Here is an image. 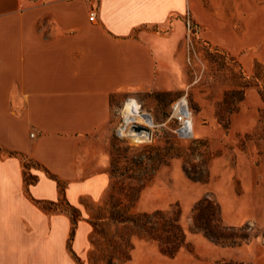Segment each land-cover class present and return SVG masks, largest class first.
Returning a JSON list of instances; mask_svg holds the SVG:
<instances>
[{"label": "crops", "instance_id": "obj_1", "mask_svg": "<svg viewBox=\"0 0 264 264\" xmlns=\"http://www.w3.org/2000/svg\"><path fill=\"white\" fill-rule=\"evenodd\" d=\"M205 4L224 0H0V263L87 264L91 222L71 237L69 215L41 203L58 182L78 209L99 198L116 113L173 85L182 18L227 27Z\"/></svg>", "mask_w": 264, "mask_h": 264}, {"label": "rangeland", "instance_id": "obj_2", "mask_svg": "<svg viewBox=\"0 0 264 264\" xmlns=\"http://www.w3.org/2000/svg\"><path fill=\"white\" fill-rule=\"evenodd\" d=\"M206 10L231 33L184 16L173 85L132 96L153 117V140L117 138L116 113L105 140L101 194L79 208L92 224L87 264H264V0H224L215 10L205 4ZM182 96L193 111L187 140L169 119ZM205 201L218 208L221 225L233 229L223 232L251 239L228 246L205 237L195 223ZM144 214L155 238L128 222ZM170 226L185 236L179 248L164 232Z\"/></svg>", "mask_w": 264, "mask_h": 264}, {"label": "trees", "instance_id": "obj_3", "mask_svg": "<svg viewBox=\"0 0 264 264\" xmlns=\"http://www.w3.org/2000/svg\"><path fill=\"white\" fill-rule=\"evenodd\" d=\"M32 163V161H31ZM49 176L52 178H55L53 175H51L48 171H46ZM28 183V180H26ZM59 183L60 187V193L61 197L58 202H42L41 204L46 209H52L57 208L60 211L65 212L69 215L72 223V230H71V237L75 231V228L78 224V222L82 219V214L80 210L74 206H72L69 202H67L65 196H64V188L63 185ZM65 204L66 208H61V204ZM207 205V206H206ZM197 215L195 218L196 228L201 231L205 237L210 239L211 241L226 244L228 246H237L240 245L243 242H247L251 239L253 235H249L246 233H226L223 231L226 230H233L231 228L227 229L224 228L221 225V220L218 217V208H214L208 201H205L201 207L197 209ZM95 222V221H94ZM132 223L135 227H137L145 236H149L151 238H155L152 234L153 230V222L151 221V217L147 214L139 215L134 220L128 221ZM245 228V229H244ZM240 228L238 230H246L249 229L248 226ZM176 230V232H175ZM170 238V243L173 245L174 249L179 248L180 245L184 241V234L177 226H170L168 230H164ZM172 238H174L172 240ZM159 240H161L160 237H158ZM68 247L70 251L72 252L70 248V241L68 243ZM73 257L77 260V256L72 252ZM208 264H245L242 262H232V261H220V262H214V263H208Z\"/></svg>", "mask_w": 264, "mask_h": 264}, {"label": "built area", "instance_id": "obj_4", "mask_svg": "<svg viewBox=\"0 0 264 264\" xmlns=\"http://www.w3.org/2000/svg\"><path fill=\"white\" fill-rule=\"evenodd\" d=\"M96 11L91 10L90 21H95ZM187 25H190L188 19ZM119 122L115 135L119 139H130L137 144L150 143L154 138L153 117L142 110L140 103L128 97L118 109ZM169 119L175 123L174 132L180 139H190L194 132L193 111L186 96L176 99L170 108Z\"/></svg>", "mask_w": 264, "mask_h": 264}]
</instances>
